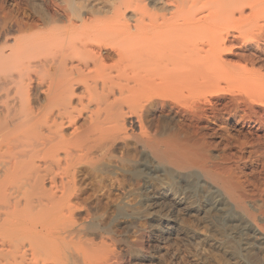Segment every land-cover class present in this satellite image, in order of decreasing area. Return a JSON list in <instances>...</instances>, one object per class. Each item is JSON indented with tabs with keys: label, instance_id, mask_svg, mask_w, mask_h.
<instances>
[{
	"label": "bare ground",
	"instance_id": "obj_1",
	"mask_svg": "<svg viewBox=\"0 0 264 264\" xmlns=\"http://www.w3.org/2000/svg\"><path fill=\"white\" fill-rule=\"evenodd\" d=\"M0 264H264V0H0Z\"/></svg>",
	"mask_w": 264,
	"mask_h": 264
}]
</instances>
